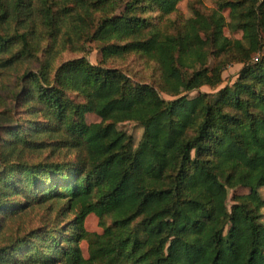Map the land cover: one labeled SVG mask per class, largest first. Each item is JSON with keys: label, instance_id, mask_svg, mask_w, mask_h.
<instances>
[{"label": "trees", "instance_id": "1", "mask_svg": "<svg viewBox=\"0 0 264 264\" xmlns=\"http://www.w3.org/2000/svg\"><path fill=\"white\" fill-rule=\"evenodd\" d=\"M181 1L0 0V264H264V0Z\"/></svg>", "mask_w": 264, "mask_h": 264}, {"label": "rangeland", "instance_id": "2", "mask_svg": "<svg viewBox=\"0 0 264 264\" xmlns=\"http://www.w3.org/2000/svg\"><path fill=\"white\" fill-rule=\"evenodd\" d=\"M187 1L188 0H182L177 5L178 11L180 13H182L186 18L190 17V13H189L188 8H187V3H188ZM199 1L206 8H212L213 7L212 0H199ZM189 3H191V2H189ZM224 15L226 16V12L224 13ZM224 34L226 36H229V37H232L235 39L240 37V33H229L226 30L224 31ZM263 38H264V33H263ZM86 49L88 50L87 60L89 61V63L91 65H94V66L97 65L100 61L99 44L96 42L88 43L86 45ZM262 54H264V47L262 50ZM211 65H213L212 60H210V66ZM240 68H241L240 64H232V65L228 66L222 72V75H221L222 83H221V85L217 86L215 89H211L209 87L204 86V87H201L199 89V92L200 93H214L215 91L223 88L225 85L232 84L235 81ZM196 93L197 92L191 93L188 96L190 98H193L196 96ZM160 96L164 100H171V97H169L163 93H160ZM87 121L89 123H93V122H97L98 119L94 115H89ZM117 128L119 130L125 132L128 136H130L133 139L134 143L137 144V142L140 139L141 133H142V129L138 125H136L135 123H123L121 125H118ZM244 193H246V191L243 189L228 191V201H227L228 207L232 204V200L235 196H237L239 194H244ZM260 195L264 198V189L260 190ZM85 228L90 233H101V229L98 227V224H97V218L94 215H89L86 218ZM80 247H81L82 255L84 257H87V246H86V244L83 242Z\"/></svg>", "mask_w": 264, "mask_h": 264}]
</instances>
